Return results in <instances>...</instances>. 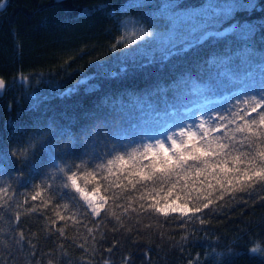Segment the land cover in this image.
<instances>
[{
    "label": "snow or ice",
    "instance_id": "obj_1",
    "mask_svg": "<svg viewBox=\"0 0 264 264\" xmlns=\"http://www.w3.org/2000/svg\"><path fill=\"white\" fill-rule=\"evenodd\" d=\"M110 8V17H124L118 25L125 36L135 35L136 39L122 36L112 45V51L121 57L116 69L101 66L77 84L87 85L84 91L93 94L101 90V81L123 84L143 73V79L150 82L139 91L126 86L115 98L103 96L95 110L78 104L58 115L42 114L31 130L20 128L19 136L13 133L6 141L0 140V214L9 219L17 243L27 240L32 255L36 245L23 230L17 231L21 227L18 209L26 206L31 213L38 208L28 203L29 197L20 188L34 191L33 202L44 194L42 201L47 199L57 210L55 219L43 213L50 220L46 231L49 237L55 232L61 238L67 234L57 220L66 222V218H75L93 237L96 227L109 219L115 221L112 231L139 235V218L146 215L158 213L167 218L169 213H179L172 221L181 220V227L193 220L204 225L232 201H264V53L255 47L257 34L264 32V19L237 18L264 11L261 0H203L199 7H186L182 0H117ZM158 17L165 22H157ZM221 42L222 52L200 59L206 45ZM259 43L264 44V35ZM189 54L192 63L182 71H177L179 63L172 64L168 77L146 71L154 66L162 70ZM257 56L259 63L255 62ZM193 70L202 85L192 77ZM20 82L30 86L25 78ZM5 87L0 79V90ZM233 88L236 90L230 91ZM77 91L73 86L57 94L66 98ZM229 91L230 95L224 94ZM29 99L33 101L31 110L40 111L50 97L30 95ZM189 104L195 112L187 108ZM177 106L193 116L189 123L177 125L178 133L164 126L167 117L178 113ZM133 112L136 122L125 127L124 118L131 121ZM189 127L195 131H186ZM145 128L154 134L149 135ZM106 168L126 182L117 185L121 191L112 192L113 208L120 209L119 215L105 207L108 197L93 199L97 187L86 191L79 183L81 177L103 176ZM238 192L246 196H237ZM185 197L198 202L191 209L194 214L209 211L186 218L190 209ZM188 240L184 236L176 244L183 248ZM249 251L255 255L258 246ZM130 261L131 256L125 257V264ZM188 264L202 262L189 259Z\"/></svg>",
    "mask_w": 264,
    "mask_h": 264
},
{
    "label": "trees",
    "instance_id": "obj_2",
    "mask_svg": "<svg viewBox=\"0 0 264 264\" xmlns=\"http://www.w3.org/2000/svg\"><path fill=\"white\" fill-rule=\"evenodd\" d=\"M0 79L6 87L0 90V140L6 141L10 135H20L18 129L31 130L35 119L44 114L46 117L58 115L68 106L83 105L86 110H95L103 96L111 94L114 98L124 87H132L139 91L150 81L143 79V73L135 80L119 82L101 81V90L87 94L84 89L87 85L77 84L78 80L93 75L97 68L104 66L114 70L119 66L120 55L112 51V45L122 36L124 29L118 25L119 19L110 17V6L117 0H0ZM186 7H199L203 0H182ZM264 4V0H261ZM136 15V13H129ZM238 19H264V11L253 12L251 16L239 14ZM157 22L165 21L157 18ZM131 28L129 32H133ZM257 34L256 51L264 53V44L259 43ZM129 41L135 40V35L125 36ZM224 43L212 45L209 43L199 53L200 59H205L212 52H222ZM119 51V49L117 50ZM260 62V57L255 58ZM179 63L177 71H182L192 63L191 54L184 60L176 58L168 66L160 70L157 66L146 71L152 74L168 77L171 65ZM197 83V71L191 72ZM21 78L30 81L22 84ZM39 81V82H38ZM97 81H92L96 83ZM75 86L77 92L62 98L57 93ZM233 88L230 91H235ZM230 91L224 93L230 95ZM30 95L50 97L41 105L40 111L31 110L33 101ZM218 99V97H213ZM176 115L165 119L164 125L181 119L187 111L177 106ZM47 112L44 113V109ZM191 109V104L187 105ZM107 111V110H105ZM195 112V108L192 109ZM190 114H192L190 112ZM131 121L124 118V126L136 122V113H130ZM120 119V117H116ZM11 122L12 127H9ZM152 135L153 131L145 128ZM80 186L86 191L93 186L99 191L93 199L108 197L105 207L110 212L119 215L120 209L113 208L112 192H119L117 185L124 181L118 180L114 172L104 169L103 176L81 177ZM21 193L29 197L28 203L34 204L38 212H28L26 206L18 209L21 227L26 237L36 245L35 255L28 248L27 240L17 243L9 227V219L0 214V264H125V257L131 256L130 264H188V260L201 261L202 264H264V201L256 199L247 204L232 201L219 214L208 217L209 223L201 225L198 220L181 227L182 221H172V217H179V213H169L166 218L158 213L152 216H143L139 219V235L133 231H112L115 221H105L95 229L94 237L89 235L86 227L80 225L75 218L65 221L57 220L59 226L64 227L66 238H61L53 232L48 236L46 229L50 220L44 212L55 219L56 209L52 208L47 199L41 197L31 201L34 191L20 188ZM134 195L138 196V193ZM193 192L192 196L195 197ZM237 196H246V193H236ZM20 200L24 196H19ZM151 199V197H147ZM227 200L228 197L226 196ZM190 211L186 218L203 216L208 209L200 213H193L191 209L197 201L184 198ZM42 201V202H41ZM216 203H223L217 201ZM212 205H210V208ZM61 214L63 210L61 209ZM15 227L14 215L11 219ZM135 223V222H133ZM87 224V221L85 222ZM148 224L151 227H144ZM91 226V225H88ZM101 234L104 239L101 240ZM188 236L189 240L183 248L176 242ZM205 237H207L205 239ZM63 245V247H59ZM115 245L112 252L105 249ZM82 246V247H81ZM258 246V252L253 255L249 249ZM147 253V255H146Z\"/></svg>",
    "mask_w": 264,
    "mask_h": 264
},
{
    "label": "rangeland",
    "instance_id": "obj_3",
    "mask_svg": "<svg viewBox=\"0 0 264 264\" xmlns=\"http://www.w3.org/2000/svg\"><path fill=\"white\" fill-rule=\"evenodd\" d=\"M2 5V2L0 3V6ZM194 108V107H193ZM191 108V109H193ZM196 111V110H195ZM185 112L184 116H181V119L179 120H176V121H171L170 123H167L166 125H164L165 127L169 128V129H175L177 131V133L179 132V128L177 127V125H180V124H187L189 123L190 121H192L193 119V116L192 114H190V112L188 111H183ZM199 121L197 120V123ZM186 131H195L194 129H191L190 127L189 128H186L185 129ZM177 139L179 140V136H177ZM149 145H151L153 143V141H146ZM167 146H170V143L169 145Z\"/></svg>",
    "mask_w": 264,
    "mask_h": 264
}]
</instances>
